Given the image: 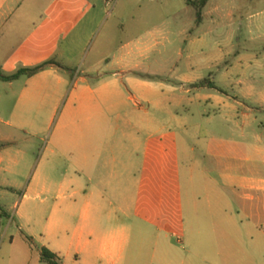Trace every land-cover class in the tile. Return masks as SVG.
I'll return each instance as SVG.
<instances>
[{
    "label": "crops",
    "instance_id": "1",
    "mask_svg": "<svg viewBox=\"0 0 264 264\" xmlns=\"http://www.w3.org/2000/svg\"><path fill=\"white\" fill-rule=\"evenodd\" d=\"M39 1L0 0V57L6 64L23 63L28 67L54 59L66 69L53 66L28 78L21 100L12 113V121L6 124L13 129L22 127L18 121L26 116L17 112L18 107L24 102L28 107L32 106L35 93H51L47 98L56 104L53 92L69 86L67 76L78 65L80 76L61 115L59 134L52 143L54 149L50 151L47 165L55 168L57 159L61 158L69 169L83 173L88 179L65 177L53 182L40 178L30 184L27 193L45 197L37 208L50 210L47 228L39 237L32 232L27 234L24 229L25 224L34 221L35 212H20L19 205L16 215L19 223L16 218H9L0 205V226L5 218L9 224L17 226L16 233H10L9 229L6 233L10 241L2 244L4 254L0 257V264H11L13 257L26 264L24 256L13 252L15 248L25 249L37 242L41 244L38 248L41 263L44 248L55 253L62 264H154L162 261L161 248L165 241L172 243L171 229L183 216L181 187L173 178L172 159L165 140L149 137L141 163H138V145L144 126L157 124L142 103L162 111L166 103L178 97L177 89L159 78L162 73L148 69L150 55L157 52L162 56L159 47L165 46L163 40L172 33L158 26L148 28V8L141 1L127 10L125 6L121 9L116 6L114 12L128 14H118L116 29L112 25L93 51L86 54L87 41L113 16L108 13L107 6L100 4L99 0H49L44 4ZM234 9L227 12L223 2L211 0L200 26L196 25L195 15L190 40L185 42L190 68L176 76L182 85L196 88L193 85L198 80L192 74L196 47L204 48L213 28L222 25L227 18L236 17ZM244 11L245 7L237 8L239 13ZM259 14L264 15V12L248 16L250 35H254L258 28L253 20ZM230 22L233 30L229 42L234 43L241 40L245 27L242 20L236 24L233 19ZM205 24L208 27L205 28ZM115 30L124 36L120 41L115 38ZM197 30L203 33L201 37L197 38ZM184 34L186 30L181 32ZM168 43L172 42L168 40ZM13 82L8 83L13 86ZM211 97L198 95L199 100L205 101H210ZM261 103L264 104V96ZM136 114L144 116L135 117ZM137 118H142V122ZM2 122L0 118V124ZM120 123L131 127L134 133L130 143L125 137L119 146H113L115 125ZM3 139L6 138L0 131V140ZM254 139L255 143L251 145H238L214 136L208 145L209 164L205 165L203 177L209 210L213 214L228 215V208L232 206L228 191L234 195L243 192L255 204L248 223L241 222L249 230L251 243L220 244L222 264H264V179L243 176V167L239 165L244 160H251L246 154L249 150L252 159L264 167V133L255 134ZM7 163L11 166L5 168ZM19 164L11 153L0 150V178L3 179L0 199L10 190L4 174H14L11 168ZM196 169L194 164L191 181L194 215L198 218L201 198L194 181ZM97 172L107 174L95 179ZM214 172L219 174L222 182L212 176ZM257 195L261 199L258 200ZM26 197L30 198L28 194ZM230 219L236 229L232 230L238 237L236 240L243 241L237 218L231 214ZM148 227L155 230L147 231ZM18 236L31 243L24 244L25 247L15 245ZM169 256L163 257L168 261Z\"/></svg>",
    "mask_w": 264,
    "mask_h": 264
},
{
    "label": "rangeland",
    "instance_id": "2",
    "mask_svg": "<svg viewBox=\"0 0 264 264\" xmlns=\"http://www.w3.org/2000/svg\"><path fill=\"white\" fill-rule=\"evenodd\" d=\"M48 1L40 0L39 3L44 4ZM139 1L148 8V28L158 26L172 33L166 35L167 39L163 40L165 46L159 47L162 56L157 52L150 55L148 69L151 72L162 73L159 78L163 83L175 87L178 96L171 103H166L162 111L142 103L157 124L153 127L149 124L145 125L146 127L144 126L140 134L138 163L143 161L145 145L149 137L157 141L165 140L167 150L170 152L169 158L172 159L173 178L181 187L179 190L181 192L180 209L183 216L179 218L177 226L171 229L173 244L165 241L160 252L162 261L158 260L154 264H222L223 259L218 248L220 244L251 243L249 230L245 228V225L251 217L252 209H255V204L243 192L234 195L235 193L228 191L232 205L228 208V215L224 216L215 212L213 214L209 210L203 170L208 163L207 149L210 138L216 136V138H223L229 144L251 145L255 143V134L264 133V104L261 103L264 96V15L259 14L254 18L253 21L258 26L254 30V35H250L247 29L248 16L264 12V0H219L224 3L227 12L233 7L236 8L234 9L236 17L231 19L235 24L242 20L245 32L241 40L230 43L229 38L233 27L231 19L227 18L222 25L212 29L213 34L204 48L196 47L192 60L194 63L192 74L198 82L193 86L195 87L204 80L213 83V86L207 84L202 88H192V85L190 88V85H182L176 79L177 74H184L190 68L185 42L190 40V33L195 25V14L193 8L186 4V0H99L100 4L107 6L108 13L113 16L102 24L87 41L86 54L93 51L107 31L112 29L110 28L112 25L116 29L118 23L115 17L118 14L123 16L128 14L122 11L114 12L116 6H119V9L125 6L127 10ZM241 7H245L244 13L237 12V8ZM206 27L208 24H205ZM184 30L186 34L181 35ZM116 32L115 30L117 41L124 38L122 33ZM202 35V32L196 31L197 38ZM168 40L172 43H168ZM220 42L221 47H219ZM77 67L67 76L69 86L53 92L56 104L47 98V95L51 93L41 92L33 96L35 103L32 106L28 107L26 102L19 105L17 112L26 116V119H19L18 124L22 126L19 129L10 128L6 123L12 121V113L21 100L28 78L22 77L13 82V86H10L8 82H0V118L3 121L0 124V131L3 138H6L3 141L0 140V146L4 145L0 150L5 154L11 153L14 160L20 161L17 167L11 168L14 174L9 172L4 174L9 182L10 190L1 195V210L9 218H16L17 221L19 205L20 212L24 210L35 212L34 221L25 224L24 229L27 234L32 232L36 237L43 234L47 228L46 220L50 210L37 208L45 197L38 198L37 194L27 193L30 184L40 178L53 182L61 181L65 177L81 178L85 181L88 179L83 173H76L69 169L61 158L57 159L55 168L47 165L50 160V151L54 149L52 143L59 134L61 115L80 76V69ZM0 68L3 74L10 76L22 68L32 67L25 66L23 63L6 64L4 58L0 57ZM188 89L190 92L187 91ZM198 95H212V97L210 101H205L199 100ZM214 96L220 99L216 100ZM134 116L141 117L144 114ZM137 120L142 122L143 119L137 118ZM140 126L143 127L141 124ZM133 133L134 130L123 123L115 125L113 146H119L125 137L130 143ZM192 148L196 150L193 151ZM246 154L251 157V160L239 163L243 167V176L264 179V167L259 166L252 159V153L249 150ZM244 157L247 158V156ZM194 164L197 165L194 181L197 185L198 196L201 198L198 218L194 215V189L191 181V167ZM45 165L47 166L44 170ZM10 166L8 163L5 164V168ZM106 174L97 172L95 179ZM212 176L221 181L218 173L214 172ZM2 180L0 178V182ZM27 194L30 198L26 197ZM256 198L261 199L259 195ZM16 203L18 207L15 208ZM231 214L237 218L242 228L243 236L239 238L241 237L243 241L236 240L238 237L232 233V230L236 229L231 222ZM242 221L245 223L244 226L241 225ZM8 229L10 233L17 232L16 224H9L8 219L5 218L3 225L0 226V257L4 254L2 244L10 241V238L6 236ZM153 230H155L154 227L147 228V231L152 232ZM28 243L31 242L24 240L21 236H18L15 241V245L24 247ZM40 246L41 244L37 242L25 248L26 250L15 248L13 254L24 256L26 264H47L39 261L38 248ZM167 254L170 255L168 261L163 257ZM13 258H11V264H21L20 260Z\"/></svg>",
    "mask_w": 264,
    "mask_h": 264
},
{
    "label": "trees",
    "instance_id": "3",
    "mask_svg": "<svg viewBox=\"0 0 264 264\" xmlns=\"http://www.w3.org/2000/svg\"><path fill=\"white\" fill-rule=\"evenodd\" d=\"M210 1L211 0H186L187 5L195 10L197 26H200L203 23L204 12ZM53 66H58L62 69H66V67L53 59L36 67L22 68L18 72L10 76L3 74L2 70L0 69V81L13 82L21 79L22 77L31 78ZM207 84L213 86L212 82L204 80L196 84L195 87H202ZM1 147H4V145L0 146V148ZM41 261L47 264H62L61 259L55 253L46 248H44L42 251Z\"/></svg>",
    "mask_w": 264,
    "mask_h": 264
}]
</instances>
